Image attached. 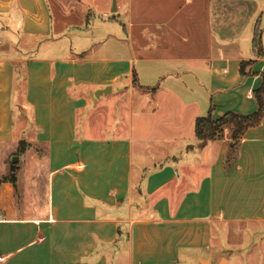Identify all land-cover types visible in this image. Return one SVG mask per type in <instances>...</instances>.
<instances>
[{
    "label": "crops",
    "instance_id": "1",
    "mask_svg": "<svg viewBox=\"0 0 264 264\" xmlns=\"http://www.w3.org/2000/svg\"><path fill=\"white\" fill-rule=\"evenodd\" d=\"M113 1L0 0V264H264V117L196 134L259 109L264 0Z\"/></svg>",
    "mask_w": 264,
    "mask_h": 264
},
{
    "label": "trees",
    "instance_id": "2",
    "mask_svg": "<svg viewBox=\"0 0 264 264\" xmlns=\"http://www.w3.org/2000/svg\"><path fill=\"white\" fill-rule=\"evenodd\" d=\"M254 94L259 102V109L252 114H239L231 111L219 119H214L210 111L206 115L198 116L196 119V134L198 139L202 143H206L210 139L220 137L223 134L225 126H229L231 128V148L233 150L244 131L250 126L257 125L264 117V83L259 89L255 90ZM26 148L27 144L22 143L17 153L25 151ZM16 165L12 163L11 174L0 178V181L11 180L15 182Z\"/></svg>",
    "mask_w": 264,
    "mask_h": 264
},
{
    "label": "rangeland",
    "instance_id": "3",
    "mask_svg": "<svg viewBox=\"0 0 264 264\" xmlns=\"http://www.w3.org/2000/svg\"><path fill=\"white\" fill-rule=\"evenodd\" d=\"M54 12H55V22H56V24H58L59 25V10L58 9H55L54 8ZM110 13H112L113 14V12H110ZM18 97H17V95H16V101L18 102ZM16 105H17V107H16V111H19V107H18V103H16ZM17 113V112H16ZM21 128H22V123H20V124H18V130H21ZM2 154H3V152H1V150H0V173H3L4 172V168H3V162H2V160H1V157H2ZM11 156V155H10ZM13 158V157H12ZM19 161H20V159H19V156H18V161H17V163H19ZM10 164H11V162H10V158H9V161H8ZM262 239H264V237L262 238ZM264 245V241L262 242V245L261 246H263ZM257 253V252H256ZM264 257V256H263ZM261 260H262V262L264 261V258H261ZM260 260V261H261ZM240 261H242V259L240 258ZM247 261V260H246ZM216 264H218V263H216ZM224 264H226V261H224Z\"/></svg>",
    "mask_w": 264,
    "mask_h": 264
},
{
    "label": "water",
    "instance_id": "4",
    "mask_svg": "<svg viewBox=\"0 0 264 264\" xmlns=\"http://www.w3.org/2000/svg\"><path fill=\"white\" fill-rule=\"evenodd\" d=\"M116 9H117V6H116V0H114V1H113V7H112V10H113V11H116ZM107 90H108V88L103 89V90H99V91L96 92L95 95H96V96H100L102 92H106ZM17 161H18V156H17V155L13 156V162H17Z\"/></svg>",
    "mask_w": 264,
    "mask_h": 264
}]
</instances>
